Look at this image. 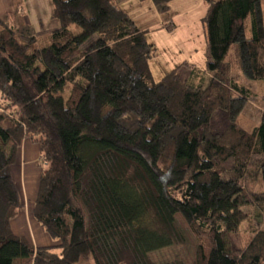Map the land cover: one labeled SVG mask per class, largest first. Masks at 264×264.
<instances>
[{
    "label": "trees",
    "instance_id": "1",
    "mask_svg": "<svg viewBox=\"0 0 264 264\" xmlns=\"http://www.w3.org/2000/svg\"><path fill=\"white\" fill-rule=\"evenodd\" d=\"M52 1L60 27L45 46L31 25L0 18V264H120L128 250L144 259L171 245L159 231L178 218L201 240L195 264H264L250 211L264 212V110L241 127L252 92L234 80L235 69L264 80L262 0H205L211 59L160 81L157 48L116 0ZM152 1L166 13L173 0ZM220 109L228 126L215 133ZM24 139L40 148L33 215L53 245L12 230ZM245 222L239 249L232 235Z\"/></svg>",
    "mask_w": 264,
    "mask_h": 264
},
{
    "label": "crops",
    "instance_id": "2",
    "mask_svg": "<svg viewBox=\"0 0 264 264\" xmlns=\"http://www.w3.org/2000/svg\"><path fill=\"white\" fill-rule=\"evenodd\" d=\"M116 1L138 27L145 31L148 42L157 48L156 58L150 60V70L156 81L162 80L167 72L182 64L204 71L211 59L207 29L203 20L205 0H173L166 13L159 12L152 0ZM53 9L52 0H0V18L10 15L18 26L31 25L38 40L41 37L47 38L60 27L59 20L53 16ZM183 69L187 72L189 70L187 67ZM39 151V145L30 139L22 141L15 163H18L17 185L22 192L23 205L19 215L12 220L13 232L26 237L35 247L56 243L34 216L32 217L38 193L30 192L26 171L28 170L30 176L37 175L40 181L41 171L39 173L36 167V162L40 161L37 160L40 159ZM13 168L14 165L12 172ZM21 226L24 231H21Z\"/></svg>",
    "mask_w": 264,
    "mask_h": 264
},
{
    "label": "rangeland",
    "instance_id": "3",
    "mask_svg": "<svg viewBox=\"0 0 264 264\" xmlns=\"http://www.w3.org/2000/svg\"><path fill=\"white\" fill-rule=\"evenodd\" d=\"M263 8H264V0ZM207 5H205L204 15L207 11ZM200 13V12H199ZM246 29L248 35L251 34V18L248 17L246 21ZM201 37H199V40ZM40 46H45L48 44V39L41 37L39 40ZM236 45H232L231 51H234ZM202 51V50H201ZM156 58V57H154ZM152 58L151 61L154 59ZM205 64V62H204ZM234 80L237 81L240 85L246 86L252 92V96L249 97L248 104L242 114L239 117V122L241 127L250 129L260 123L261 115L264 110V80H249L245 78L238 69H235L234 72ZM228 126V117L227 112L225 110H218L214 113L211 128L215 133H222L226 130ZM0 144H2L0 139ZM18 160V159H17ZM40 160V159H37ZM18 163L14 164L13 168V178L16 183H18V177L16 174V168L18 167ZM37 170L41 171L42 169V161L36 162ZM35 174H28V170L26 171L27 176V186H29L30 192L38 193L39 190V177ZM260 189V188H258ZM251 213L254 216V222L258 227H264V212L260 210L256 205L250 207ZM32 211V217H33ZM148 220L151 222H155L153 215H149ZM155 226V225H153ZM158 228L161 226L157 225ZM248 222H245L240 231L238 233H234L232 235L233 243L236 248H243L247 243L250 233H249ZM156 227V226H155ZM157 228V227H156ZM21 231H24L23 226H21ZM160 234L165 235L170 241L171 245L157 249L151 253L144 259L141 257H137L136 254L132 250H128L124 253L123 259L120 264H195L196 260V250L198 245L201 243V240L193 233V231L189 228V226L181 219L178 218L177 223L174 227L168 230L159 231Z\"/></svg>",
    "mask_w": 264,
    "mask_h": 264
}]
</instances>
